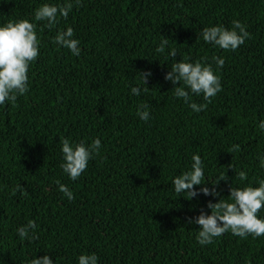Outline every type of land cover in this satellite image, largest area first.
<instances>
[{"label":"trees","instance_id":"16d2710c","mask_svg":"<svg viewBox=\"0 0 264 264\" xmlns=\"http://www.w3.org/2000/svg\"><path fill=\"white\" fill-rule=\"evenodd\" d=\"M65 2L0 0V27L27 19L40 40L29 91L14 106L0 105V264H30L45 255L53 264H78L85 254L97 255L98 264H264V236L228 232L201 246L200 226L188 223L202 211L211 215L208 203L227 199L232 186L258 187L264 179L258 159L264 155V0H81L78 7L72 0L68 18L54 29L34 20L43 4ZM234 20L250 33L236 51L198 40L203 28L231 30ZM68 27L80 41L79 56L52 43ZM163 37L169 44L157 53ZM214 56L225 60L223 68ZM204 57L222 91L196 113L173 95L180 85L165 76L175 62ZM141 72L151 73L147 85ZM190 102L206 103L202 95ZM142 103L149 106L147 122L136 114ZM96 138L99 155L71 180L60 167V141ZM233 145L239 150L230 154ZM196 154L210 190L226 179L216 187L219 197L203 195L205 185L192 200L173 191L174 178L190 170ZM239 171L247 181L236 178ZM258 218L264 220V208ZM29 220L39 239L21 241L17 229Z\"/></svg>","mask_w":264,"mask_h":264},{"label":"clouds","instance_id":"9594fccd","mask_svg":"<svg viewBox=\"0 0 264 264\" xmlns=\"http://www.w3.org/2000/svg\"><path fill=\"white\" fill-rule=\"evenodd\" d=\"M81 0H75L78 7ZM72 0H66L63 5L43 4L34 12V20L45 22L44 27L52 30L59 23V18H68L69 13L73 9ZM238 30V31H237ZM74 30L68 27L67 30H60L53 38L54 45L62 46L71 51L74 56L80 55L78 47L80 41L74 39ZM202 38L207 44L219 47L225 51H236L243 45L246 39L250 38V33L246 27L239 21H232V29L221 26H213L203 28L198 40ZM169 39L163 37L157 53H164ZM40 40L36 32V24L24 19L20 21H8L4 26L0 27V105L11 102L14 106L18 96L25 95L29 91L28 72L30 65L34 63L39 56ZM175 58L177 52L172 49L169 53ZM190 60V58H188ZM202 62L197 60L194 63L175 62L171 65L170 71L165 76V80L175 87L172 91L173 95L182 99L194 112L200 113L205 111L208 104L222 91L220 77L214 73L211 64H207V57ZM217 68H223L225 60L219 57H212ZM143 83L147 85V77L150 72H141L139 74ZM148 88L143 89L147 91ZM133 95L140 96L141 89L132 87ZM203 96L206 103L197 104L190 102L192 96ZM148 105L142 103L138 106L137 116L147 122L150 119V113L147 110ZM259 130L264 132V121L259 124ZM63 155V163L60 167L63 172L73 181L86 171L89 161L93 155H99L101 141L96 138L91 144L81 141L73 144L69 139L60 141ZM239 150V145H233L228 153ZM260 167L264 168V155L259 156ZM232 167V165H231ZM204 165L199 154L192 156V164L190 170L183 172L173 180V191L176 194H186L189 199L197 197L200 193L196 191V187L205 185L200 192L205 196L219 197L220 193L216 191V187L220 181H226L221 176L217 184H212L210 190L207 184L202 183L204 180ZM236 178L240 181H247L248 176L245 171L236 173ZM59 185V191L67 197L69 201L74 199L73 193L60 181H56ZM211 184V183H210ZM258 187L251 185L242 188L231 187L230 196L227 199H219L218 203H208L207 207L211 209V215L204 213L193 219H189L188 223H195L200 226V230L196 236L197 242L201 245H209L218 237L225 233L231 232L232 235L247 239L249 235L253 239L264 236V220L258 218V213L264 208V179L258 181ZM21 190L19 187L17 191ZM37 224L34 220H29L24 226L17 229V234L21 241L36 240L39 236L36 234ZM31 233V235H30ZM30 264H53V260L49 255L43 258H33ZM78 264H98V257L95 254L80 255Z\"/></svg>","mask_w":264,"mask_h":264}]
</instances>
